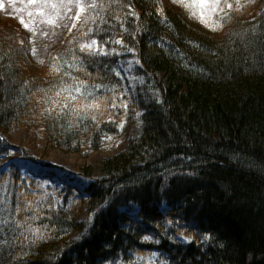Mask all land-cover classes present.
<instances>
[{"label":"trees","instance_id":"16d2710c","mask_svg":"<svg viewBox=\"0 0 264 264\" xmlns=\"http://www.w3.org/2000/svg\"><path fill=\"white\" fill-rule=\"evenodd\" d=\"M73 1L57 4L55 36L35 43L0 11V160H11L0 166V264H264L263 0H228L207 27L173 0H82L80 25L59 46ZM119 39L133 50L138 134L99 162L98 178L81 168L91 181L80 221L81 195L43 190L5 136L39 127L47 150L83 158L119 137L129 100ZM91 41L95 51L81 50ZM80 81L72 102L63 89ZM21 158L46 164L24 148Z\"/></svg>","mask_w":264,"mask_h":264},{"label":"rangeland","instance_id":"374dc122","mask_svg":"<svg viewBox=\"0 0 264 264\" xmlns=\"http://www.w3.org/2000/svg\"><path fill=\"white\" fill-rule=\"evenodd\" d=\"M64 0H51V3L58 4ZM77 7V12L73 16V20L70 24L67 35L74 32L78 21L84 13V7L81 4V0L77 3V0L73 1ZM168 0H162L163 6L167 5ZM0 11L3 13V21L6 19H14L19 26L28 31L31 34V40L40 41L42 38L55 36L59 26L57 25V17L60 13L59 5L53 9L51 7L44 8V15L37 14V8L40 7V3L33 5L29 3V0H0ZM65 4V2H64ZM261 7L264 6V0L262 1ZM81 7L83 11H81ZM31 12L30 17L28 13ZM78 17V18H77ZM23 18L26 23L29 24V28L26 29L19 22ZM49 19L55 20L54 24H50L47 21ZM117 47L115 52L118 55H129L126 57L124 63L120 67L121 76L126 85V90L129 96L127 103L126 113L120 122L121 135L115 139L108 137L102 150L91 154L88 158H83L78 154L63 153L58 149H48L47 144L44 140L41 128H30L24 129L18 125L14 126L13 131L6 135L15 150L12 154L13 160L18 162L24 175L28 178L34 179V182L41 183V188L47 190V188H63L67 184L71 185L77 194L81 195V203L77 212V219L85 221L89 218L88 213V201L85 195H83L84 187L90 182V178L82 174L81 168L86 165L93 167V179L100 176L99 169L97 168L100 161L104 158L118 154L127 148V143L131 137H136L138 134V123H139V112L134 106H129L131 98L134 96L135 87L138 83V79L131 74V70L134 67V57L132 55L133 50H130L127 44L119 39L116 41ZM96 45L92 48H88L90 51L96 50ZM23 148L32 153L41 162L46 164H40L31 160L22 159ZM11 160L9 158H3L0 160V166L7 168ZM27 186L33 187V183L28 181ZM34 188V187H33ZM62 201V196H56L54 204L57 207ZM132 217L137 216V212L131 213ZM77 233V232H76ZM74 233L73 235H76ZM177 240L188 243L193 240L191 235H180ZM154 257L146 256H135L133 260L121 261L118 264H154ZM157 263V261H156ZM160 264V263H157Z\"/></svg>","mask_w":264,"mask_h":264},{"label":"snow or ice","instance_id":"6c2138e0","mask_svg":"<svg viewBox=\"0 0 264 264\" xmlns=\"http://www.w3.org/2000/svg\"><path fill=\"white\" fill-rule=\"evenodd\" d=\"M40 3V7L37 8V14L43 16L44 8L51 7L55 9L57 7L56 4L51 3V0H29L30 4H37ZM174 3L178 4L180 7L184 8L185 10H188V14L191 18L198 19L200 23L204 24L206 27L209 26V19H210V13H216L217 11L222 12L224 10V7H227L231 9L233 7V4L228 2V0H224L223 5L221 4V0H173ZM77 3H79V0H77ZM236 3L238 6L242 7V5H239V0H236ZM0 7H3L2 4H0ZM61 7H66L65 5H61ZM193 9H198V11H193ZM81 11H83V8L81 7ZM163 11L162 9L160 10ZM28 15L31 17L32 13L29 12ZM78 18V17H77ZM19 22L23 25L24 28L28 29L29 24L24 21L23 18L19 20ZM50 24H54L55 20L49 19L47 21ZM215 30V28H213ZM97 44L96 41H91L89 44L81 45V50L85 48H92ZM33 52L35 53V49H33ZM63 91L69 93V98L72 102L77 101V97L75 95H71V93L77 92L83 95V81L79 82V86L75 87H69L63 89ZM57 95H60V93H57ZM91 95V93H89ZM99 105L93 103L84 105L85 108H96ZM63 107L67 108L69 105L65 103ZM78 110V109H77ZM94 118V117H93ZM144 239H148V237H145Z\"/></svg>","mask_w":264,"mask_h":264}]
</instances>
